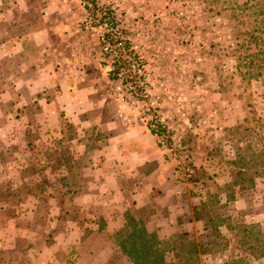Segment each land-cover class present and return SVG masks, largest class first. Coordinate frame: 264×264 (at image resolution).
Instances as JSON below:
<instances>
[{"label":"rangeland","instance_id":"374dc122","mask_svg":"<svg viewBox=\"0 0 264 264\" xmlns=\"http://www.w3.org/2000/svg\"><path fill=\"white\" fill-rule=\"evenodd\" d=\"M75 1L54 25L70 49L93 47L94 61L70 69L62 64L70 54L51 58L86 94L99 92L97 115L92 100L80 107L88 124L78 112L73 123L46 114L33 98L24 106L20 47H3L8 26L19 44L21 23L8 25V14L54 5L0 0V254L8 256L15 230L19 260L70 225L71 240L90 238L104 225L102 174L113 170L125 197L149 177L153 199L165 198L153 205L184 212L180 231L159 247L165 264H264V0H97L92 14ZM137 221L111 232L113 243L131 248Z\"/></svg>","mask_w":264,"mask_h":264},{"label":"crops","instance_id":"0c3cea01","mask_svg":"<svg viewBox=\"0 0 264 264\" xmlns=\"http://www.w3.org/2000/svg\"><path fill=\"white\" fill-rule=\"evenodd\" d=\"M45 1L46 7L54 5V9L51 12L45 10L36 15L25 13L16 16L11 13L12 10L10 11L11 14H8V25L21 23V39L18 44L16 41L18 38L12 34L13 31L10 29L12 27L8 26V42L3 44L4 53L8 54L9 50L20 47L21 67H25L20 69L19 88L21 97L25 98L24 106H27L31 101L30 99L33 98V102H38L40 105L43 104L44 109L42 110L46 111V114L52 115L56 112L59 115L58 117L65 115V118L70 123H73L77 120V116L74 113L78 112L79 119H83V124H88L90 120L80 114V107H86L87 102L92 100L97 105V111L94 108L92 112L97 115L99 112V92L96 90V94L93 96L86 94L81 86L82 83L75 81L79 76L72 71L58 72L55 60L51 57H54L52 53L57 52L66 56L70 54L71 56H67L69 58L64 59L62 64L70 69H76L79 65L74 61H79L82 57L83 61L89 58L87 63L91 59L94 61L93 56H95L94 52L96 50L91 46L82 45L70 49L66 42V36L60 30V26L54 25L56 22L62 21V14L59 12L67 9L69 12L72 11L71 9L76 5L75 0H60V4H54L52 0ZM58 64L61 65V61ZM51 65L56 66V68L53 67L55 71L50 69ZM95 68L101 79H105L108 76L106 72L102 73L100 64H96ZM63 69L68 70L67 68ZM77 103H82V105L76 107ZM148 163L150 162H138V165L145 166ZM156 163L161 164L162 162ZM104 165H107V167L108 165L109 167L113 166L116 169L120 164L117 162H104ZM118 175L119 173L113 170L105 175L102 174V177L107 182V185L103 184V192L109 194L107 202L111 199L114 202L116 199L124 200L118 205V202L107 203L104 201L106 197H102V202H105L101 214L104 225L101 228H96V230L93 229L92 233L88 232L91 234L90 238L86 237L78 241L71 240V236L77 234L78 231L73 230L70 225V228L66 229L65 234L59 235L60 233H57L58 237L55 238V242L47 245L40 244L38 247L40 249L34 254H29V251L25 252L22 255L23 260H19L14 249L17 242L22 239L19 238L17 232L15 233V230L14 234L8 237V256L0 254V264H24L27 261V264H62L64 260L71 259L73 253L78 258L73 264H130L119 244L113 243L111 232L114 230L116 232L125 230L128 227V220L131 221V219L136 222H138L137 220H142L141 222L139 221L140 224L138 226H140L136 228H142L148 234H154L159 239L160 246L164 245L167 240L175 236L176 232L180 231L181 226L178 217L182 216L184 212H181L182 209L177 207H174L173 210L166 209L165 203L162 202L159 203V207L154 206V201H164L165 198L163 195L157 194V198L153 199L151 192L154 186L152 184L150 186L149 177L144 178L142 184L137 187L139 189L137 193L134 191L127 192V197H125L124 193L126 191L123 190L118 180ZM156 182L163 184L160 179H156ZM0 231L2 234L6 229H0ZM10 231L11 228L8 226V232ZM3 243L0 242V252L4 246ZM45 250L48 254L44 253ZM57 252L63 254L62 257L59 258L56 255Z\"/></svg>","mask_w":264,"mask_h":264},{"label":"trees","instance_id":"16d2710c","mask_svg":"<svg viewBox=\"0 0 264 264\" xmlns=\"http://www.w3.org/2000/svg\"><path fill=\"white\" fill-rule=\"evenodd\" d=\"M248 65L253 68L254 63L249 62ZM151 132L155 133L154 130H151ZM134 224L136 228L138 225L137 223ZM128 237L133 239L132 247L130 248L125 242L119 243V246L128 256L131 264H165L164 253L159 248V239L154 234H148L144 229L140 228ZM228 264L239 263L238 261H230Z\"/></svg>","mask_w":264,"mask_h":264},{"label":"built area","instance_id":"2783aa9c","mask_svg":"<svg viewBox=\"0 0 264 264\" xmlns=\"http://www.w3.org/2000/svg\"><path fill=\"white\" fill-rule=\"evenodd\" d=\"M97 3H98L97 0H80L81 8L89 14L94 13V9H95V6L97 5ZM100 11H101V9H100ZM107 11H108V14L105 12L104 13L105 16H108L111 13V11L109 9ZM103 41H104V39H103ZM118 45L121 47L123 45V43H120ZM112 64H115L114 60H113Z\"/></svg>","mask_w":264,"mask_h":264}]
</instances>
